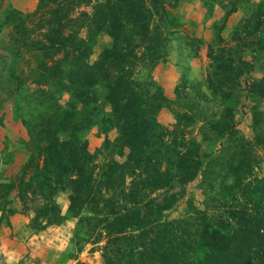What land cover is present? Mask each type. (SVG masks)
<instances>
[{
	"label": "rangeland",
	"instance_id": "rangeland-1",
	"mask_svg": "<svg viewBox=\"0 0 264 264\" xmlns=\"http://www.w3.org/2000/svg\"><path fill=\"white\" fill-rule=\"evenodd\" d=\"M64 3L59 17L40 9L41 0H0V264H106L105 248L115 250L121 235L134 233L111 231L112 222L123 212L133 222L134 195L126 196L123 189L131 177L123 182L117 179L119 197L110 210L113 214L82 211L80 221L68 210L69 190H54L45 199L39 194L37 175L29 188L19 183L31 153L29 135L41 132L46 123L59 122L63 111L56 110L58 106L72 111L67 127L82 119L84 126L74 134L89 152L106 138L117 137L115 126L102 132L97 123L86 122L89 106L82 100L87 73L96 75L98 108L103 109L98 110L97 120L110 113L105 87L99 85L103 72L123 69L135 75L140 88L150 90L156 85L161 89L166 101L155 119L174 132L181 127L176 126L175 112H189L190 101H195L197 122L186 130H193L202 152L211 153L216 172L200 187V179L189 184L187 196L197 205L211 208L206 183L214 179L212 185L219 192L233 180L241 162L245 181L264 176V0ZM61 31L73 39L72 50L83 41L89 53L72 51L58 63L62 51H45L42 44L56 39ZM118 54L129 56L133 63L122 67ZM156 56L155 63L151 58ZM228 59L233 63L223 66ZM51 71L71 73V82L66 83L70 88H63L58 77H49ZM224 78L228 82H221ZM229 108H233L236 132L202 140L203 133L215 135L210 122L226 118ZM126 153L121 149L113 157L123 160ZM229 169L232 174L226 175ZM48 201L53 208L45 206ZM179 210L171 216H178ZM50 216L53 219L47 223ZM117 258L112 259L115 264Z\"/></svg>",
	"mask_w": 264,
	"mask_h": 264
},
{
	"label": "trees",
	"instance_id": "trees-1",
	"mask_svg": "<svg viewBox=\"0 0 264 264\" xmlns=\"http://www.w3.org/2000/svg\"><path fill=\"white\" fill-rule=\"evenodd\" d=\"M57 2L41 0L40 9L60 17V9L66 3ZM50 3L55 6L50 8ZM61 33L42 44L45 51H62L58 63L72 51L89 53L83 41L82 48L72 50L73 39ZM117 59L122 67L133 63L124 54H118ZM157 60V56L151 58L155 63ZM231 63L228 59L223 66L229 67ZM48 76L58 77L63 88H70L66 83L71 82V73L51 71ZM85 79L88 88L83 92L82 103L89 106L87 124L97 123L102 132L115 126L117 137L106 138L94 152H89L85 142L74 134L84 126L82 119L67 127V116L72 111L58 106L56 110L63 111L61 120L53 125L46 123L41 132L29 135L31 153L19 183L24 182V187L29 188V182L37 175L39 194L45 199L54 190H69L68 210L80 221L84 217L80 216L82 211L113 214L110 210L119 197L117 179L123 182L131 177L130 185L123 189L127 190L126 196L131 192L134 195L133 222L123 212L112 222L111 231L134 233L121 235L120 246L115 250L105 248L106 264H115L112 259L116 255V264H264V176L245 181V166L241 162L235 174L230 169L226 171V175H233V180L219 192L212 185L214 179L206 183L213 202L211 208L201 207L187 196L190 183L200 179V187L210 174L216 173L209 160L211 153L202 152L193 130H186L197 122L199 108H195V101H190L189 112H175L176 126L181 124L177 133L156 122V112L166 101L161 89L156 85H151L150 90L140 88L135 75L123 69L103 72L99 85L105 87L104 100L110 113L97 120L98 110L103 109L98 108L96 75L87 73ZM221 82H228V78ZM221 87L227 86L221 83ZM232 109L229 108L226 118L210 122L209 129L215 135L203 133L202 140L211 141L236 132ZM53 127L56 129L51 131ZM121 149L127 150L125 159L116 160L113 153ZM27 175L30 178L25 181ZM45 206L53 208L49 201ZM176 210L179 215L171 216ZM52 219L47 217V223Z\"/></svg>",
	"mask_w": 264,
	"mask_h": 264
}]
</instances>
